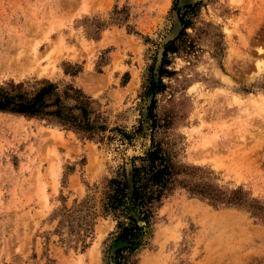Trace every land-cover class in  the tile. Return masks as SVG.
I'll list each match as a JSON object with an SVG mask.
<instances>
[{"label": "rangeland", "instance_id": "rangeland-1", "mask_svg": "<svg viewBox=\"0 0 264 264\" xmlns=\"http://www.w3.org/2000/svg\"><path fill=\"white\" fill-rule=\"evenodd\" d=\"M47 82L94 128L0 110V264H118L122 247L128 264H264V0H0V91ZM153 138L222 199L177 188L149 221L131 212V242L104 203Z\"/></svg>", "mask_w": 264, "mask_h": 264}, {"label": "trees", "instance_id": "trees-1", "mask_svg": "<svg viewBox=\"0 0 264 264\" xmlns=\"http://www.w3.org/2000/svg\"><path fill=\"white\" fill-rule=\"evenodd\" d=\"M193 8L191 6L184 7V9L189 10ZM181 10L179 9V11ZM182 22L184 29L175 40L167 45L164 51L165 59L160 69L161 76L170 73L164 67L168 63V53L178 51L185 43L182 37L186 34L185 28L188 27L189 22L184 20L183 17ZM81 96L82 94L78 97ZM153 106L155 107V102ZM0 110L31 116L57 117L61 122L72 123L77 128L85 131H91L94 128L88 117H86L84 125L78 122V116L72 108L64 104L61 97L56 93V86L51 82L45 83L32 95L24 92L11 94L0 91ZM151 110L152 127L156 130L159 126V120L157 115L153 113V107H151ZM140 160L141 164L135 163L133 166L131 193H129L130 185L126 177L112 179L104 203L106 211L113 212L117 218H123L118 224L119 237L121 238L134 242L141 236L142 227L131 215L132 211L137 210L149 221L153 216L155 206L161 204L177 188H186L191 195L208 199L213 204H218L222 199L217 190L211 188L208 184L199 185L185 178L179 179L180 172L177 164L162 147L161 143L155 142L154 138L152 147L145 156L140 157ZM128 251L132 252L133 249L122 247L117 251L118 264H128Z\"/></svg>", "mask_w": 264, "mask_h": 264}]
</instances>
